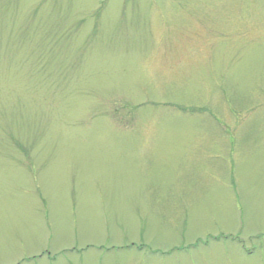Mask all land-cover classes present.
<instances>
[{"label": "rangeland", "instance_id": "374dc122", "mask_svg": "<svg viewBox=\"0 0 264 264\" xmlns=\"http://www.w3.org/2000/svg\"><path fill=\"white\" fill-rule=\"evenodd\" d=\"M0 264H264V0H0Z\"/></svg>", "mask_w": 264, "mask_h": 264}]
</instances>
